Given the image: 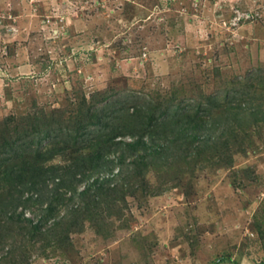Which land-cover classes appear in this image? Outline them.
<instances>
[{
  "label": "rangeland",
  "instance_id": "obj_1",
  "mask_svg": "<svg viewBox=\"0 0 264 264\" xmlns=\"http://www.w3.org/2000/svg\"><path fill=\"white\" fill-rule=\"evenodd\" d=\"M131 93L138 109L171 103L191 116L217 102L197 114L204 129L192 148L169 144L136 177L129 165L90 173L74 196L62 186L35 235L0 228V264H264V0H0V149ZM96 143L56 138L43 152L57 153L29 151L8 166L64 175ZM5 168L0 204L14 208ZM52 199L27 186L23 224L45 219ZM57 218L71 226L68 242L40 234Z\"/></svg>",
  "mask_w": 264,
  "mask_h": 264
},
{
  "label": "trees",
  "instance_id": "obj_2",
  "mask_svg": "<svg viewBox=\"0 0 264 264\" xmlns=\"http://www.w3.org/2000/svg\"><path fill=\"white\" fill-rule=\"evenodd\" d=\"M110 96L103 98L101 104L90 106L84 115V120L73 127H66L65 125L59 126L55 127V129L49 133L46 128H39L31 134H28L27 139L21 137V139L13 140L12 144L5 145L4 148L0 149V167H6V172H3V175H5L2 181L14 183V189L11 188L13 196L11 195L10 197L13 200L11 203L14 205V208H11V204L8 202L0 204V228L3 231L6 232V230H12L13 227H18L17 231L20 233H36L35 231L39 230L37 229L39 225L46 222L50 216L54 215L58 205L63 203L64 194L59 191L61 187H70L71 190H73L72 195L74 196L77 192L76 182L79 183V181L89 179L87 177L90 176V173L105 171L116 175L119 172L122 173L120 170L123 166L129 165L131 168L128 173L136 177V175L139 176L142 174L144 168L149 165L153 156L162 155L167 152L166 150H170L169 144L180 146L190 145L192 148L196 145L195 142H198L197 134L204 129L202 123L200 124L198 122L197 118L200 116L197 114H205V112H208L217 102V100L213 101V98H210V105H206L205 108L201 105L197 113L191 116L183 113V109L177 107L176 104L171 103L150 111L147 110V107L146 109L142 107L138 109L136 101L139 95L136 93L125 94L123 97L119 96L108 101ZM127 102H130L131 105H127ZM152 102H154V100H145L143 104L147 106L151 105ZM133 106L137 109L130 112ZM129 116L132 117L133 120L126 119V117ZM126 135L130 136L129 140L123 138L118 139ZM56 138H60L61 140L64 139L66 142L73 141V143L78 144L79 142L86 141V139L97 138V147L95 152L86 154L83 156V159L75 161L68 167L64 175L59 173L57 166H45L37 162L30 163L27 161L23 167L8 166L10 162L19 157H24L29 151L37 152L38 156L43 155V153H46V155H48V153H52L51 155L57 153V150L54 149L46 150L48 153L43 152L44 145L51 144ZM109 153H113V159H106ZM37 159H39V157H37ZM127 161H129V164H126ZM116 165H118L119 171L115 174L112 172V169H114ZM99 178H95L92 183H88L79 194H81L82 197L88 196L90 192H92L93 187H95L94 185L100 184L98 181L100 180ZM50 182H54L56 186L54 185L49 188ZM27 186L29 191H34V193L38 192L39 196L47 197L48 199L53 196L57 201V203H55L53 199L50 200L51 204L48 208L49 215L46 216L45 219L42 218L32 230L23 224L24 219L29 223L32 222V220L24 217L21 219L23 212H17L21 203H23ZM101 187L99 189L97 187L96 189L104 190ZM117 188L118 186L114 185L111 189L115 192ZM15 193L18 194L15 195ZM82 208L83 207L76 209L75 207L68 215H72V213ZM44 211H46V209ZM64 220V218H57L54 220L51 227H49L50 229L41 230L40 234L44 235L46 239L47 233L49 234V232H52L55 241L68 242L70 240L69 231L71 226H62L61 224L65 222ZM76 223L77 222H74L72 224L75 225ZM10 236H13V231H11ZM0 237L4 238L5 236Z\"/></svg>",
  "mask_w": 264,
  "mask_h": 264
}]
</instances>
